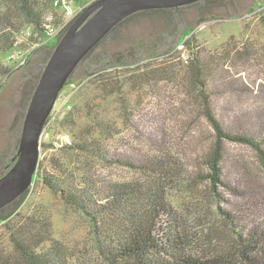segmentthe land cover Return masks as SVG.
<instances>
[{
  "label": "rangeland",
  "instance_id": "rangeland-1",
  "mask_svg": "<svg viewBox=\"0 0 264 264\" xmlns=\"http://www.w3.org/2000/svg\"><path fill=\"white\" fill-rule=\"evenodd\" d=\"M41 1L46 4L45 15L50 0ZM76 1L79 9L94 0ZM214 2L220 6L186 7L178 14L177 39L193 27L195 48L176 40L174 50L162 54L165 48L157 36L163 31L167 36L176 25L167 14L149 15L120 27L98 49L116 62L113 68L83 77L92 69L86 63L68 78L42 131L35 180L17 211L0 223V264H27L12 241L21 236L37 253L65 264H107L88 219L42 177L57 176L60 182L81 186L89 180L99 186L142 179L132 168L94 156L96 146L122 160L137 154H165L178 163L180 176L168 185L167 196L197 255L236 252L234 230L247 231L256 221H264V160L247 144L220 143L221 176L237 189L243 183L253 186L258 196L250 200L256 207L244 195L219 184L213 187L209 159L216 134L207 118L211 111L229 128L237 124L239 110L264 112V0ZM0 6L13 22L4 28L9 33L33 25L19 18L13 0H0ZM207 16L211 19L202 21ZM138 43L145 57L131 64L126 57L134 56ZM188 55L200 60L203 68L198 78L194 64L185 60ZM16 72L3 79L1 100L13 94ZM10 138L8 133L0 134V149ZM74 143H88L94 150L68 147ZM54 161L63 165L64 173L57 171ZM237 178H242L241 183ZM218 206L245 222L234 229L221 218Z\"/></svg>",
  "mask_w": 264,
  "mask_h": 264
},
{
  "label": "trees",
  "instance_id": "trees-1",
  "mask_svg": "<svg viewBox=\"0 0 264 264\" xmlns=\"http://www.w3.org/2000/svg\"><path fill=\"white\" fill-rule=\"evenodd\" d=\"M216 5L219 4H216L214 0H200L174 8L149 9L133 13L115 25L79 62L69 77L86 63L92 69L85 71L83 77L113 68L116 62L109 61L107 57L100 54L98 49L107 38L117 33L120 27L133 21L136 22L137 19L142 17H149V15L164 16L167 14L169 20L176 25L169 31L167 30L171 33V36H169V33L166 36L167 33L164 31L157 36L160 39V44L165 48L162 54L174 50L176 40L179 44L186 43L191 48H195L193 46V27L185 30L177 39L180 34L178 32L181 23L178 14L181 9L186 7H198V9L204 10L211 9L212 6ZM13 7L16 9L19 18L33 24L39 37L44 35L42 26L43 13L46 9L44 2L41 0H13ZM8 10H10V7H8ZM208 19L211 18L207 16L202 21ZM12 24L10 16L0 10L1 57L11 46L12 38L9 29L4 30V28ZM65 30L56 40L42 44L32 52L27 63L16 72L13 94L2 100L0 98V116L3 115L4 118L0 119V134L8 133V135H11V138L7 141V146L0 149V177L14 163V157L19 146L22 122L30 98L46 62ZM136 49L134 56L126 57V60L131 64H138L145 57L142 54L140 43H138ZM187 58L186 62L191 61L194 64L193 69L196 77H200L201 68L203 67L198 57L195 56L191 59L188 55ZM238 90H243V88L238 87ZM236 114L240 118L235 126L229 125V128L223 125L211 111L207 114V118L216 134L215 149L209 159V178L213 187L219 184L224 190H229L236 195H244L252 204L250 206L256 207L254 204L257 203L250 200L258 196L257 193L252 191L253 186L243 183L237 189L238 185L233 186L221 176L219 163L222 147L220 143L222 140H228L234 143L247 144L256 149L264 160V112L262 110L251 111L245 109L239 110ZM42 146H45V143H42ZM68 147L80 149L81 151L94 150V148L90 149L88 143H74ZM95 148L94 156H100L104 160H109L117 165L132 168L135 172L141 174L142 179L128 182H105L99 186L96 185V182L89 180L85 182L84 186H81L77 183L70 184L66 182L65 184V181L60 182L57 176H53L51 179L50 176L43 174L42 177L51 190L61 193L66 203L74 206L88 219L97 237L98 249L107 264H264L263 220L256 221L247 231L241 228L234 230L232 238H234L236 244V252L197 255L191 251L192 237L180 221L176 209L167 196L168 185L180 176L178 163L165 154L161 156L137 154L129 157V159L122 160L119 156L114 157V155L110 156L107 153L98 151L97 146ZM53 164L59 173H64L63 165L59 161H54ZM36 174L37 170L33 180H35ZM241 180L242 178H237L240 183ZM28 191L29 189H26L15 200L0 208V223H4L12 217L21 206ZM216 196L220 200L223 199L219 193H216ZM216 210L225 223L234 229L240 226L238 222H245V218L236 221L237 218L227 212L225 208L218 206ZM18 235L19 233L16 234V236ZM12 241L27 264H65L58 259L48 258V255L37 253L33 247L25 243L27 239L23 236L20 239L13 238Z\"/></svg>",
  "mask_w": 264,
  "mask_h": 264
},
{
  "label": "water",
  "instance_id": "water-1",
  "mask_svg": "<svg viewBox=\"0 0 264 264\" xmlns=\"http://www.w3.org/2000/svg\"><path fill=\"white\" fill-rule=\"evenodd\" d=\"M200 0H94L72 21L57 42L32 93L13 165L0 177V208L32 184L45 123L62 88L79 62L109 31L133 13L174 8Z\"/></svg>",
  "mask_w": 264,
  "mask_h": 264
},
{
  "label": "built area",
  "instance_id": "built-area-1",
  "mask_svg": "<svg viewBox=\"0 0 264 264\" xmlns=\"http://www.w3.org/2000/svg\"><path fill=\"white\" fill-rule=\"evenodd\" d=\"M76 3V0H50L49 10L43 17L44 35L41 37L33 25L12 31L11 46L2 57L0 56V85L9 73L18 70L27 63L37 47L56 39L72 23L77 14L83 10V7L80 6L79 9H76ZM185 60H187V56H185ZM50 115L47 123L50 120Z\"/></svg>",
  "mask_w": 264,
  "mask_h": 264
},
{
  "label": "clouds",
  "instance_id": "clouds-1",
  "mask_svg": "<svg viewBox=\"0 0 264 264\" xmlns=\"http://www.w3.org/2000/svg\"><path fill=\"white\" fill-rule=\"evenodd\" d=\"M34 181V180H33Z\"/></svg>",
  "mask_w": 264,
  "mask_h": 264
}]
</instances>
